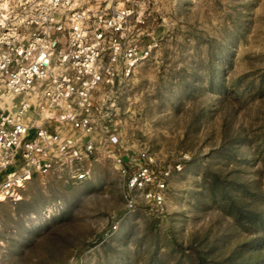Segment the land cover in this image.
<instances>
[{
    "label": "rangeland",
    "instance_id": "1",
    "mask_svg": "<svg viewBox=\"0 0 264 264\" xmlns=\"http://www.w3.org/2000/svg\"><path fill=\"white\" fill-rule=\"evenodd\" d=\"M148 25L157 48L110 94L113 143L182 165L164 210L127 211L100 156L85 182L0 203V264H264V0H162Z\"/></svg>",
    "mask_w": 264,
    "mask_h": 264
},
{
    "label": "built area",
    "instance_id": "2",
    "mask_svg": "<svg viewBox=\"0 0 264 264\" xmlns=\"http://www.w3.org/2000/svg\"><path fill=\"white\" fill-rule=\"evenodd\" d=\"M161 2L0 0V202L21 201L38 177L85 182L106 156L123 177L127 211L164 210L182 165L114 144L110 103L157 48L148 23Z\"/></svg>",
    "mask_w": 264,
    "mask_h": 264
},
{
    "label": "bare ground",
    "instance_id": "3",
    "mask_svg": "<svg viewBox=\"0 0 264 264\" xmlns=\"http://www.w3.org/2000/svg\"><path fill=\"white\" fill-rule=\"evenodd\" d=\"M2 202H5V201H2ZM2 202H0V203H2Z\"/></svg>",
    "mask_w": 264,
    "mask_h": 264
}]
</instances>
